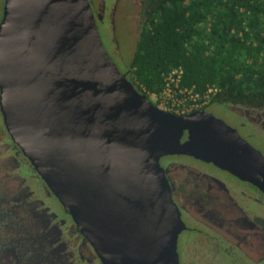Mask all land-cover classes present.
I'll use <instances>...</instances> for the list:
<instances>
[{
    "label": "water",
    "instance_id": "water-1",
    "mask_svg": "<svg viewBox=\"0 0 264 264\" xmlns=\"http://www.w3.org/2000/svg\"><path fill=\"white\" fill-rule=\"evenodd\" d=\"M0 108L12 141L100 264H179L184 229L160 165L213 164L264 194V157L202 109L155 106L105 49L88 0H4Z\"/></svg>",
    "mask_w": 264,
    "mask_h": 264
},
{
    "label": "flooded vegetation",
    "instance_id": "flooded-vegetation-1",
    "mask_svg": "<svg viewBox=\"0 0 264 264\" xmlns=\"http://www.w3.org/2000/svg\"><path fill=\"white\" fill-rule=\"evenodd\" d=\"M88 2L99 34L100 28H109L108 54L127 75L146 22L147 0ZM216 108L202 110L235 129L264 157L258 147L264 148V106L238 103ZM160 165L184 224L177 238L179 264H264V194L256 185L190 157L167 156ZM0 264H100L12 141L1 108Z\"/></svg>",
    "mask_w": 264,
    "mask_h": 264
},
{
    "label": "trees",
    "instance_id": "trees-1",
    "mask_svg": "<svg viewBox=\"0 0 264 264\" xmlns=\"http://www.w3.org/2000/svg\"><path fill=\"white\" fill-rule=\"evenodd\" d=\"M147 5L126 75L138 92L160 94L165 77L180 68L178 90H219L208 107L264 106V0H147Z\"/></svg>",
    "mask_w": 264,
    "mask_h": 264
},
{
    "label": "built area",
    "instance_id": "built-area-1",
    "mask_svg": "<svg viewBox=\"0 0 264 264\" xmlns=\"http://www.w3.org/2000/svg\"><path fill=\"white\" fill-rule=\"evenodd\" d=\"M182 71L180 68L172 70L165 77V84L160 94H150L148 98L157 106L175 115L183 116L206 107L219 92L216 88L196 93L194 90H178V82Z\"/></svg>",
    "mask_w": 264,
    "mask_h": 264
},
{
    "label": "rangeland",
    "instance_id": "rangeland-1",
    "mask_svg": "<svg viewBox=\"0 0 264 264\" xmlns=\"http://www.w3.org/2000/svg\"><path fill=\"white\" fill-rule=\"evenodd\" d=\"M3 4H4V0H0V18H1V11H2V8H3ZM109 28L107 26H104V28H100V35H101V38H102V42H103V45L105 47V49L107 50V52H111L112 51V44L110 43V37H109V32H108ZM118 65V68L120 71H123V69L121 68V66L119 64ZM123 66L126 67L128 66V62H127V59H124L123 61ZM149 101L152 102V100L149 98ZM153 103V102H152ZM154 104V103H153ZM218 109V107L216 108V110ZM219 110V109H218ZM217 110V111H218ZM215 115H218L220 114V112H214ZM219 116V115H218ZM221 117V116H220ZM225 119V117H222ZM262 151H264V148L262 146H258Z\"/></svg>",
    "mask_w": 264,
    "mask_h": 264
}]
</instances>
